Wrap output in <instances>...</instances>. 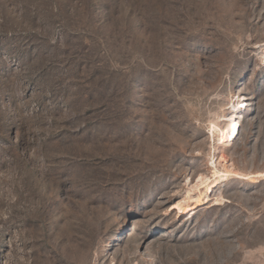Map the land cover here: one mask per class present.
I'll return each mask as SVG.
<instances>
[{
	"label": "rangeland",
	"instance_id": "rangeland-1",
	"mask_svg": "<svg viewBox=\"0 0 264 264\" xmlns=\"http://www.w3.org/2000/svg\"><path fill=\"white\" fill-rule=\"evenodd\" d=\"M0 264H264V0H0Z\"/></svg>",
	"mask_w": 264,
	"mask_h": 264
},
{
	"label": "bare ground",
	"instance_id": "bare-ground-1",
	"mask_svg": "<svg viewBox=\"0 0 264 264\" xmlns=\"http://www.w3.org/2000/svg\"><path fill=\"white\" fill-rule=\"evenodd\" d=\"M239 122L237 118L233 117L228 119L225 127L220 129L218 134V140L220 142H229L234 139L235 134L238 133ZM227 158L223 154L220 159V163L223 166L222 169L213 173L212 177L201 174L196 183L190 187L183 200L178 203V210L184 213L193 207L205 204L210 201V197L214 189L226 179L231 173V168L226 164ZM247 177V176H246ZM219 200V199H218ZM219 203V201H217Z\"/></svg>",
	"mask_w": 264,
	"mask_h": 264
}]
</instances>
